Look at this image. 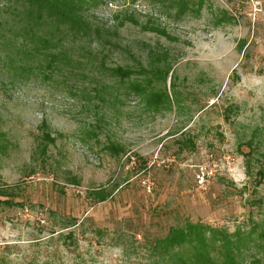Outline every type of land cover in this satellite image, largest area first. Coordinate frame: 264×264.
<instances>
[{"label": "rangeland", "instance_id": "1", "mask_svg": "<svg viewBox=\"0 0 264 264\" xmlns=\"http://www.w3.org/2000/svg\"><path fill=\"white\" fill-rule=\"evenodd\" d=\"M12 6L0 0V262L167 264L154 240L170 227H264V0L86 4L105 44L69 39L51 68L24 57ZM116 65L168 101L146 105Z\"/></svg>", "mask_w": 264, "mask_h": 264}, {"label": "trees", "instance_id": "2", "mask_svg": "<svg viewBox=\"0 0 264 264\" xmlns=\"http://www.w3.org/2000/svg\"><path fill=\"white\" fill-rule=\"evenodd\" d=\"M11 1L14 11L13 28L15 38L20 37L26 45H22L25 58H35L43 61V67H56L63 63L67 57L63 49L58 47L67 40L84 41L95 37L101 45L100 28L93 25L84 11V5L97 4L103 0H8ZM183 5V3H182ZM126 20L136 23L133 16H126ZM2 22L0 21V28ZM145 30H150L164 35V30L145 25ZM38 63V62H37ZM23 66V65H21ZM111 76L118 79L127 87V91L144 97L146 105L154 108L160 107L168 95L166 92L153 91L147 86L151 85V79L146 84H141L130 79L133 70L129 67L116 65L109 68ZM128 82V83H127ZM95 89V95L102 100L101 88ZM5 135L0 134V141ZM54 142V138L47 132L41 136L42 153L47 145ZM6 147L0 142V150ZM114 155L123 151L121 146L110 143L104 146ZM259 182L264 178V169L257 172ZM4 193V192H3ZM1 194V195H6ZM7 195H10L8 193ZM98 201H104L106 195L96 193ZM4 200V201H8ZM260 223L253 222L246 231L228 232L227 230L211 226L202 221H186L179 226L170 227L167 234L154 240V246L161 256H166L167 264H248L246 258L261 263L264 261V227ZM254 250V252H250ZM250 254H247V253ZM258 254H260L258 256ZM0 264H6L0 262Z\"/></svg>", "mask_w": 264, "mask_h": 264}, {"label": "built area", "instance_id": "3", "mask_svg": "<svg viewBox=\"0 0 264 264\" xmlns=\"http://www.w3.org/2000/svg\"><path fill=\"white\" fill-rule=\"evenodd\" d=\"M254 7H255V11L257 10H259L260 11V2H258V1H256V2H254ZM198 177H201V176H198ZM203 178V177H202ZM200 180H201V178H200ZM202 181V180H201ZM141 184H142V186L148 191V192H150V190H151V185H152V182H150V180L146 177V178H143L142 180H141Z\"/></svg>", "mask_w": 264, "mask_h": 264}]
</instances>
